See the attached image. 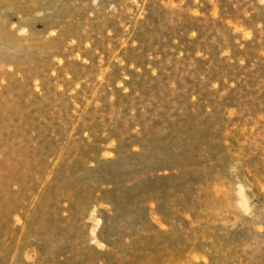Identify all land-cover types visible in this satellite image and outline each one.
I'll return each mask as SVG.
<instances>
[{
    "label": "rangeland",
    "instance_id": "obj_1",
    "mask_svg": "<svg viewBox=\"0 0 264 264\" xmlns=\"http://www.w3.org/2000/svg\"><path fill=\"white\" fill-rule=\"evenodd\" d=\"M0 264H264V0H0Z\"/></svg>",
    "mask_w": 264,
    "mask_h": 264
},
{
    "label": "bare ground",
    "instance_id": "obj_2",
    "mask_svg": "<svg viewBox=\"0 0 264 264\" xmlns=\"http://www.w3.org/2000/svg\"><path fill=\"white\" fill-rule=\"evenodd\" d=\"M198 119H202V118H198ZM198 127V126H197Z\"/></svg>",
    "mask_w": 264,
    "mask_h": 264
}]
</instances>
